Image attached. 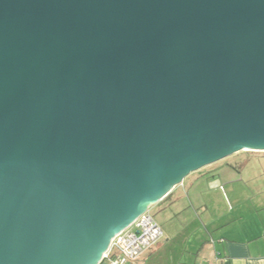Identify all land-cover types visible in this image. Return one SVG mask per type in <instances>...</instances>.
Instances as JSON below:
<instances>
[{
	"label": "water",
	"instance_id": "obj_1",
	"mask_svg": "<svg viewBox=\"0 0 264 264\" xmlns=\"http://www.w3.org/2000/svg\"><path fill=\"white\" fill-rule=\"evenodd\" d=\"M242 151L264 152V0H0V264H98Z\"/></svg>",
	"mask_w": 264,
	"mask_h": 264
},
{
	"label": "rangeland",
	"instance_id": "obj_2",
	"mask_svg": "<svg viewBox=\"0 0 264 264\" xmlns=\"http://www.w3.org/2000/svg\"><path fill=\"white\" fill-rule=\"evenodd\" d=\"M214 174L210 178H217L222 188L213 189L208 177L190 174L178 185L177 200L167 202L164 208L150 207L149 215L163 231L159 243L168 242L166 247L158 248L167 250L170 261L195 263L200 243L197 226L203 225L211 214L226 217L231 203L233 213L245 216L247 208L253 205L251 190L254 195L256 190L264 192V152L242 151L235 157L229 156L215 167ZM156 247L157 244L153 250Z\"/></svg>",
	"mask_w": 264,
	"mask_h": 264
},
{
	"label": "crops",
	"instance_id": "obj_3",
	"mask_svg": "<svg viewBox=\"0 0 264 264\" xmlns=\"http://www.w3.org/2000/svg\"><path fill=\"white\" fill-rule=\"evenodd\" d=\"M236 154L231 157H235ZM228 158L192 174L208 177L207 182L213 189L222 188L217 178L211 179L210 177L215 175V167H218ZM177 189L178 186L154 206L164 208L167 202L172 199L177 200V198L175 199ZM251 193L254 197L253 205L247 208V212L244 213L245 216H242L241 213H233L230 203L226 217H215L211 214L203 221V225L201 223L197 226L200 243L194 264H264V192L256 190L254 195L251 190ZM162 238L163 231L161 237L154 244H157L155 250H153V245L138 256L134 264H177L178 262L170 261L167 250H159L158 247L164 248L168 244V242L160 244ZM149 252L150 254L147 255Z\"/></svg>",
	"mask_w": 264,
	"mask_h": 264
},
{
	"label": "built area",
	"instance_id": "obj_4",
	"mask_svg": "<svg viewBox=\"0 0 264 264\" xmlns=\"http://www.w3.org/2000/svg\"><path fill=\"white\" fill-rule=\"evenodd\" d=\"M161 235L160 227L149 212L143 213L114 236L98 264H134L138 256L149 250Z\"/></svg>",
	"mask_w": 264,
	"mask_h": 264
}]
</instances>
